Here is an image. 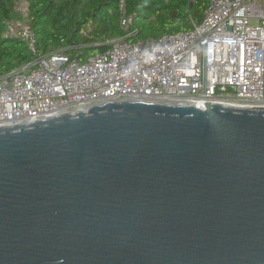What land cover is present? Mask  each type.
Wrapping results in <instances>:
<instances>
[{"label":"water","instance_id":"water-1","mask_svg":"<svg viewBox=\"0 0 264 264\" xmlns=\"http://www.w3.org/2000/svg\"><path fill=\"white\" fill-rule=\"evenodd\" d=\"M0 264H264V109L123 99L0 127Z\"/></svg>","mask_w":264,"mask_h":264},{"label":"built area","instance_id":"built-area-1","mask_svg":"<svg viewBox=\"0 0 264 264\" xmlns=\"http://www.w3.org/2000/svg\"><path fill=\"white\" fill-rule=\"evenodd\" d=\"M16 13L5 35L36 53L29 1ZM121 22L127 34L84 62L68 52L79 46L59 48L0 76V127L123 99L264 109V0H208L190 30L148 40L129 41L132 18Z\"/></svg>","mask_w":264,"mask_h":264},{"label":"trees","instance_id":"trees-1","mask_svg":"<svg viewBox=\"0 0 264 264\" xmlns=\"http://www.w3.org/2000/svg\"><path fill=\"white\" fill-rule=\"evenodd\" d=\"M17 1L0 0V76L59 48L79 46L68 52L84 62L127 34L124 16L135 30L129 41L148 40L190 30L191 19L201 22L208 6V0H125L123 11L121 0H27L37 39L33 53L21 39L5 35L6 22L18 17Z\"/></svg>","mask_w":264,"mask_h":264},{"label":"rangeland","instance_id":"rangeland-1","mask_svg":"<svg viewBox=\"0 0 264 264\" xmlns=\"http://www.w3.org/2000/svg\"><path fill=\"white\" fill-rule=\"evenodd\" d=\"M15 15H16V16L18 15V17H19V14H18V13H16ZM18 17H17V18H18ZM14 19H15V18H14ZM5 30H6V26H5ZM5 30H4V31H5Z\"/></svg>","mask_w":264,"mask_h":264}]
</instances>
